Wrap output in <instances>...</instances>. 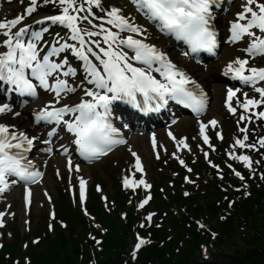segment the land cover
Listing matches in <instances>:
<instances>
[{"label":"snow or ice","instance_id":"1","mask_svg":"<svg viewBox=\"0 0 264 264\" xmlns=\"http://www.w3.org/2000/svg\"><path fill=\"white\" fill-rule=\"evenodd\" d=\"M45 2L58 3L62 12L59 15L48 16L37 23L42 24L47 20L53 24L66 26L71 30V40L78 41L79 47L64 42L59 44V47L53 45L50 51L42 56L43 49L40 41L43 32L48 31L47 29L29 31V26L18 27L24 20V15L11 20H0V34L5 37L0 41V46L6 48V51L0 53V80L14 85L21 93L35 96L37 85L29 78L30 75L39 82L40 87L54 93L55 103L38 111L35 114V121L38 124L43 121L66 126L67 131L75 136L74 142L80 154L86 159H99L107 155L114 146L126 143L125 140L117 138L118 130L109 122L110 106L114 100L127 98L139 106L137 94H140L147 106L146 110L152 109L153 102L160 106L167 104L171 99L192 108L197 114L204 111L206 97L200 90V86L178 68L165 52L148 42L147 29L136 24L132 18L123 15L120 8L113 7L107 12L106 23L117 29L116 31L105 28L103 24L94 25L99 28V31H87L80 27V23L89 18L87 15L81 16L80 13L90 12L91 6L100 7L101 0H86L88 9H85L83 4H77V0H45ZM133 3L148 20L156 23L161 32L170 34L189 45L191 53L200 51L214 53L218 47L217 35L211 24L214 18L212 9L214 5H217L218 0H133ZM37 5L38 0H30L26 13L31 15L36 11ZM13 29L16 30L13 31ZM254 29L258 30L260 35ZM122 33H128V35H122ZM101 35L103 44L107 47H102L100 41L85 39V36L91 38ZM245 37L250 38V44L245 49L249 56H264V2L260 0H244L242 11L237 13L236 20L231 23V42L240 41ZM91 45H95L98 51L93 50ZM68 49H71L75 56L84 62L87 73L85 79L94 87L83 89V97L78 103H64L56 107L55 105L65 100L69 94L77 91L76 87L69 84L68 79H61L58 75L69 77L75 75L76 69L67 67V70H64L69 63L67 59L62 62H54L52 59ZM184 55L187 56L189 53L185 52ZM90 57H94L102 68ZM153 73H159L163 79H157ZM224 74L226 76L232 74L233 79L238 80L242 85L252 87L259 94V99H256L249 98L248 93L245 92L244 100L241 102L237 93L242 89L230 87L227 95L229 111L235 114L237 110L232 106L234 97L237 98V104L245 111L264 105V87L256 86L258 82H264V67H251L248 59L237 58L227 64ZM53 80L55 82L50 83ZM12 111L13 109L7 103L0 105V114ZM15 115L18 116L20 113L17 112ZM258 116L264 117V111L259 112ZM65 117L70 118L65 119ZM245 119L250 120L251 117L241 115L240 120ZM210 123L215 126L217 121L212 120ZM207 127V124L201 123L200 132L205 144H209V137L205 134ZM240 131L247 133L248 129L241 128ZM169 135L171 136V133ZM220 138L223 139L222 136ZM34 139L35 137L29 138L24 132H17L14 125L0 123V186H2L0 192L8 187L6 177L16 176L21 180L35 183L42 176L41 172L30 170L31 162H24L26 160L24 153L29 151ZM247 140L246 134L243 139L237 138L233 148L239 146L256 149V145L247 144ZM46 142L50 143V141ZM259 144L264 147V138L259 140ZM155 145L156 140L153 136V146ZM181 146L191 151L185 140L178 142V149ZM209 146L211 147L210 144ZM48 150L51 151V148ZM133 155L136 154L133 153ZM207 156L208 153L205 152V157ZM229 156L233 160L242 161L245 167L252 169L253 161L250 156L235 153H229ZM180 163L184 165L183 160H180ZM68 164L71 170V159ZM213 167L218 166L213 165ZM229 167L232 166L229 165ZM136 168L138 171H143L138 156ZM76 170L79 171V168L77 167ZM188 170L191 171V169ZM235 174L241 180L244 179L240 172L237 171ZM86 184L87 181L81 177L80 198L82 201L85 199ZM137 184H143L146 188L151 187L143 179ZM124 186L132 187L127 177L124 179ZM150 199L151 196H148L140 207L143 208ZM28 202L31 203L30 190ZM4 215L0 213V225L3 224ZM147 219L151 221L152 215H149ZM146 243L147 241L138 237L136 250Z\"/></svg>","mask_w":264,"mask_h":264},{"label":"trees","instance_id":"2","mask_svg":"<svg viewBox=\"0 0 264 264\" xmlns=\"http://www.w3.org/2000/svg\"><path fill=\"white\" fill-rule=\"evenodd\" d=\"M176 195L175 203L178 207L188 206L189 215L204 219L217 236L211 239L208 232H204V235L198 232L197 226L184 213H181V219L171 216L162 229L152 230L157 243L141 252L135 264H264V185L261 189L255 186L253 197L235 203L229 212V202L223 201L224 194L218 190L188 200L183 199L179 193ZM157 197L160 209L169 207L161 195L157 194ZM116 199L120 204L123 202L121 196H116ZM93 202H97L95 196ZM92 207L95 212H101L95 204ZM61 211L62 216L71 223L68 233L56 227L54 237L48 234L44 249L38 250L29 244L31 264H86L94 257L90 252L93 243L87 244L82 240L84 234L82 237L76 232L74 223L81 218V213L69 208L64 212L61 208ZM222 211L230 214L225 220L220 218ZM106 218L110 231L103 245V252H96L97 262L123 264L124 258L121 255L129 250L133 238L131 226L135 221L134 216L129 213L127 222L121 221L118 215L114 219L108 216ZM81 224L85 225L84 219H81ZM42 229H46L45 225ZM202 243H207V257L200 248ZM5 252L12 258L20 255V245L15 243L13 246H6L0 254V264H13L4 257Z\"/></svg>","mask_w":264,"mask_h":264},{"label":"rangeland","instance_id":"3","mask_svg":"<svg viewBox=\"0 0 264 264\" xmlns=\"http://www.w3.org/2000/svg\"><path fill=\"white\" fill-rule=\"evenodd\" d=\"M218 66L219 65L217 64L212 68V71H211V73H212L211 77L212 78L211 79L209 78V80L206 82L213 89V91L215 93L213 95V103H215V105L217 104V102L219 100H221L222 94H223L222 85L220 84V81L218 79H213L214 75H215L214 70ZM200 78L203 81H205L203 76H200ZM213 111H214V113L221 112L218 105L214 106ZM179 130L180 131H186L187 128L185 125H182L179 127ZM138 142H141V143L146 145L145 139H139ZM146 148H147V153H145V154L142 153V154L145 157V161L148 164V169H149V173H150L151 178L156 181L158 178V175L156 173L157 172L156 163L151 160L150 152H149L147 145H146ZM122 159H127V155L125 153H122L119 156H115V157L107 160L103 164L98 165V166L90 169L91 174L94 175L96 179H99L104 184L105 188L107 189V193L110 195V197H113V194L115 193L116 188L113 187V181L110 177L109 172L107 174L105 170L103 171V166H104V164H106L107 166H112V164L116 165V162L119 163L120 160H122ZM121 165H122V163H121ZM49 172L51 174L50 176L52 177V183L49 182L48 189L51 191V193L55 197V201L58 205V201H59V197H60V191L63 188V186L53 178V176H52V173H54L53 168H51L49 170ZM163 186H165V184H163ZM10 198H11V201L13 200L12 202L14 203V209L17 211V216H16L13 224L11 225L12 227H14V229H12V231H13V233L19 232L21 239H24V240L28 239L30 236L27 235L23 229L24 217H23V213H22L20 194L18 197L15 193ZM41 201L44 202L43 199H41ZM47 212H48L47 205L43 206V208H40V206L37 204L34 206L33 214H32L33 215L32 216L33 223H32V228H31L32 234H34L45 223V221H46L45 216L47 215ZM42 217H44V219H41Z\"/></svg>","mask_w":264,"mask_h":264},{"label":"bare ground","instance_id":"4","mask_svg":"<svg viewBox=\"0 0 264 264\" xmlns=\"http://www.w3.org/2000/svg\"><path fill=\"white\" fill-rule=\"evenodd\" d=\"M205 76V75H204ZM138 140V139H137ZM135 141V145H136V147H138L139 148V150L141 151V153H147V149H146V147H145V145L143 144V143H141V142H138V141ZM141 145H142V147H141ZM85 172L86 173H90V170L87 168V169H85ZM49 182H51L52 183V177L51 176H49V179H48V183ZM44 186V184L42 185V187ZM37 187H39V186H37ZM36 187V188H37ZM40 191V189L39 188H37V192H39Z\"/></svg>","mask_w":264,"mask_h":264}]
</instances>
